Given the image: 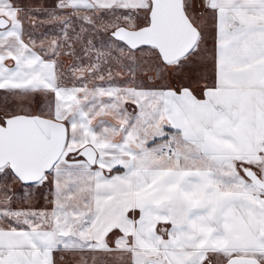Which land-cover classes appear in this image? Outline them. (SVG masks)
Listing matches in <instances>:
<instances>
[{"label": "snow or ice", "instance_id": "6c2138e0", "mask_svg": "<svg viewBox=\"0 0 264 264\" xmlns=\"http://www.w3.org/2000/svg\"><path fill=\"white\" fill-rule=\"evenodd\" d=\"M0 264H264V0H0Z\"/></svg>", "mask_w": 264, "mask_h": 264}]
</instances>
